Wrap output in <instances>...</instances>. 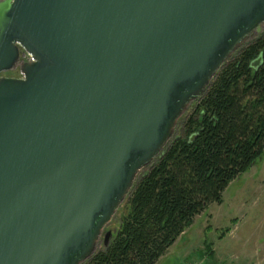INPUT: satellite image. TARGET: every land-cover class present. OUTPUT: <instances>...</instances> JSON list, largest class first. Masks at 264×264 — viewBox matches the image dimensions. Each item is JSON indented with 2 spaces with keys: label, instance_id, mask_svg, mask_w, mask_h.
I'll return each instance as SVG.
<instances>
[{
  "label": "water",
  "instance_id": "obj_1",
  "mask_svg": "<svg viewBox=\"0 0 264 264\" xmlns=\"http://www.w3.org/2000/svg\"><path fill=\"white\" fill-rule=\"evenodd\" d=\"M263 33L264 0H0V264L109 247L139 175Z\"/></svg>",
  "mask_w": 264,
  "mask_h": 264
},
{
  "label": "trees",
  "instance_id": "obj_2",
  "mask_svg": "<svg viewBox=\"0 0 264 264\" xmlns=\"http://www.w3.org/2000/svg\"><path fill=\"white\" fill-rule=\"evenodd\" d=\"M263 153L264 33L181 118L167 149L139 175L109 247L84 264H157Z\"/></svg>",
  "mask_w": 264,
  "mask_h": 264
},
{
  "label": "rangeland",
  "instance_id": "obj_3",
  "mask_svg": "<svg viewBox=\"0 0 264 264\" xmlns=\"http://www.w3.org/2000/svg\"><path fill=\"white\" fill-rule=\"evenodd\" d=\"M127 213L124 203L107 230L116 233ZM161 264H264V153L229 185L222 204L195 218Z\"/></svg>",
  "mask_w": 264,
  "mask_h": 264
},
{
  "label": "crops",
  "instance_id": "obj_4",
  "mask_svg": "<svg viewBox=\"0 0 264 264\" xmlns=\"http://www.w3.org/2000/svg\"><path fill=\"white\" fill-rule=\"evenodd\" d=\"M170 250L168 251L169 254ZM168 254H166V256H164L157 264H161L168 256Z\"/></svg>",
  "mask_w": 264,
  "mask_h": 264
},
{
  "label": "flooded vegetation",
  "instance_id": "obj_5",
  "mask_svg": "<svg viewBox=\"0 0 264 264\" xmlns=\"http://www.w3.org/2000/svg\"><path fill=\"white\" fill-rule=\"evenodd\" d=\"M9 76H12L11 74H9Z\"/></svg>",
  "mask_w": 264,
  "mask_h": 264
}]
</instances>
